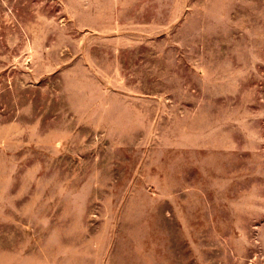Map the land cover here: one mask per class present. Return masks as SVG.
I'll use <instances>...</instances> for the list:
<instances>
[{
  "label": "rangeland",
  "instance_id": "374dc122",
  "mask_svg": "<svg viewBox=\"0 0 264 264\" xmlns=\"http://www.w3.org/2000/svg\"><path fill=\"white\" fill-rule=\"evenodd\" d=\"M0 264H264V0H0Z\"/></svg>",
  "mask_w": 264,
  "mask_h": 264
}]
</instances>
